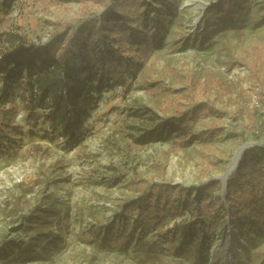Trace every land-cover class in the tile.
<instances>
[{"label":"rangeland","instance_id":"1","mask_svg":"<svg viewBox=\"0 0 264 264\" xmlns=\"http://www.w3.org/2000/svg\"><path fill=\"white\" fill-rule=\"evenodd\" d=\"M27 1L24 15L14 9L0 18L19 20L35 44L47 43L52 27H76L84 17L73 2L44 15L37 0ZM196 1L201 10L186 0L159 1L169 14L160 47L134 78L103 92L80 144L30 132L17 116L19 131L0 149V264H264V222L255 221L253 195L233 219L201 212L209 222L200 249L171 234L193 222L196 210L186 205L217 207L216 197L224 199L221 176L243 143H259L250 156L264 164L260 131L253 127L245 142L237 135L249 114L258 115V85L241 62L264 48V0ZM195 105L202 110L193 115ZM173 118L187 122L193 144L182 146L184 136L159 126ZM217 181L219 191L209 186ZM161 183L181 185L193 198L158 199L160 224L140 235L120 215L123 205ZM229 242L236 255L226 250L227 262H215L213 249Z\"/></svg>","mask_w":264,"mask_h":264},{"label":"trees","instance_id":"2","mask_svg":"<svg viewBox=\"0 0 264 264\" xmlns=\"http://www.w3.org/2000/svg\"><path fill=\"white\" fill-rule=\"evenodd\" d=\"M37 1L44 15L52 7L73 2L81 6L84 17L76 27L68 24L52 27L49 41L37 44L27 38L19 20L12 16L0 18V149H6L19 131L18 115L30 132L37 129L42 137L61 140L68 147L80 144L90 132L88 120L103 92L136 76L143 62L160 47L157 35L169 21L167 9L158 6L160 0ZM28 7L27 0H0V11L7 14L17 9L24 15ZM137 29H141L144 38L135 43ZM241 64L258 85V107L252 110L258 115L249 114V120L237 134L245 142L250 131L254 133L253 127L264 136V48H255L252 57ZM201 110L195 105L192 114ZM159 126L167 134L184 136L182 146L187 147L196 139L189 135L185 121L163 119ZM258 149L254 145L243 151L227 178L224 199H215L217 207L213 202L195 201L186 205L188 211H196L191 213L193 222H181L171 231L179 243H195L200 249L209 222L198 217L201 212L207 208L228 212L233 219L247 209L248 195L254 198L255 221L264 222V164L250 156ZM219 183L209 186L219 191ZM170 196L193 198L181 185L152 184L142 201L126 202L120 215L138 225L143 235L149 227L160 224L158 199ZM4 243L0 241V246Z\"/></svg>","mask_w":264,"mask_h":264},{"label":"bare ground","instance_id":"3","mask_svg":"<svg viewBox=\"0 0 264 264\" xmlns=\"http://www.w3.org/2000/svg\"><path fill=\"white\" fill-rule=\"evenodd\" d=\"M187 3H191L194 4V9L197 10H201L204 6V3L201 2H197L196 0H186ZM195 21H198V16H196ZM242 151V147H239L233 154V157L231 159V162L229 164V166L227 167V171H229L230 169H232L235 165V163L237 162V160L239 159V156L241 154ZM221 177H225V174ZM231 251V256H235L236 255V249L233 243H226L224 245H220L217 246L216 248L213 249L212 252V259L215 260V262H221V263H226L227 262V257L224 255L225 251Z\"/></svg>","mask_w":264,"mask_h":264},{"label":"water","instance_id":"4","mask_svg":"<svg viewBox=\"0 0 264 264\" xmlns=\"http://www.w3.org/2000/svg\"><path fill=\"white\" fill-rule=\"evenodd\" d=\"M258 144H259V143H256V142H245V143H243V144L241 145V147H242V151H241V154H240V156H239V159L237 160V162L235 163V165H234V167H233L232 169H230L229 171H226V173H225V177H223V182H222V186H223V188H224V186H225V184H226V181H227L228 176H229V175L235 170V168H236L238 162L240 161V159H241V157H242V154H243V151H244L245 149H247V148H250V147H252V146H254V145H258Z\"/></svg>","mask_w":264,"mask_h":264}]
</instances>
